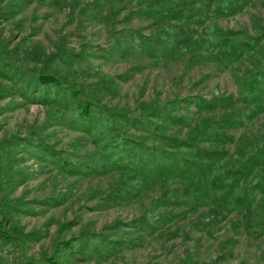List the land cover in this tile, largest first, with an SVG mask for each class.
<instances>
[{"label":"rangeland","instance_id":"1","mask_svg":"<svg viewBox=\"0 0 264 264\" xmlns=\"http://www.w3.org/2000/svg\"><path fill=\"white\" fill-rule=\"evenodd\" d=\"M200 4L203 22L192 26L200 46L196 60L191 51H171L172 40L161 32L156 50L155 37L149 38L157 35L153 20L136 13L130 0H0V213L7 214L6 232L16 226L20 236L17 242L0 240V264H264V235L247 233L244 211L205 225L208 207L189 212L186 197L180 206L149 208L162 193L160 182L139 192L142 184L120 189L127 175L115 163L123 164L127 152L115 156L111 143L115 108L142 126L158 121L168 99L231 96L232 104L215 111H198L193 104L172 108L184 122H166V134L186 137L193 126L212 125L243 142L264 137V111L241 116L233 127L215 123L235 106L264 103V70L255 71L264 41L241 55L229 54L225 46L233 39L218 36L230 30L240 42L243 34L256 37L264 24V0L225 15L214 0ZM209 26L215 31L206 34ZM132 32L143 38L135 42ZM145 42L148 56L132 54L133 44ZM52 54L58 56L44 63ZM43 65L46 74L57 66L69 70L68 85L84 90L100 112L78 117L70 99L64 105L51 97L45 103L35 99L32 81ZM253 74L256 88L247 103ZM121 130L155 144L147 131L125 123ZM226 147L231 153L235 145ZM145 212L167 215L154 219ZM66 242L71 250L63 248Z\"/></svg>","mask_w":264,"mask_h":264},{"label":"trees","instance_id":"2","mask_svg":"<svg viewBox=\"0 0 264 264\" xmlns=\"http://www.w3.org/2000/svg\"><path fill=\"white\" fill-rule=\"evenodd\" d=\"M130 1L134 5L136 13L143 14V16L153 20L158 37H156L157 35H150L152 37L149 38L155 37L153 42L156 50H160L162 47L161 36L158 34L161 32L166 35L167 40H172L171 51L176 53H182L185 50L191 51V57L198 59L194 49L200 46L198 41L194 39L192 26L200 27L203 22L199 16L203 10L200 4L201 0ZM250 1L214 0L219 15H225L227 11L241 9ZM204 31L209 34V32L215 31V28L209 26ZM131 36H133L135 42L139 40V37L143 38V34L140 33L137 35L132 32ZM218 36L223 39L232 38L233 41L225 46V50L229 54L238 52L241 55L244 50L251 51L256 47V44L260 45L264 41V24L261 27V32L256 37L243 34L244 41L242 42L239 41L240 38L236 36V33L230 30L222 31ZM227 41L225 40L224 44ZM208 43L205 42L203 45L207 47ZM132 46V54L147 56L150 54L151 49L146 45V42L144 47L137 43ZM201 49H203V46ZM54 56L58 55L52 54L44 63ZM260 56L259 60L256 59V69L259 68L255 70L256 74H260L261 68L264 70V48ZM61 61L63 64L67 62L66 58H62ZM40 68L41 73L32 81V86L37 90V93L35 90L34 94L35 99L43 100L41 103H45L51 97L50 99L54 102H60V105H64L65 100L70 99L76 107L71 110H74L78 117L90 118L93 117V114L100 112V105L95 103L84 90L68 85L71 82H69V79H71L72 74L65 67L59 69L57 66L51 74L44 73V65ZM1 69L2 65L0 64ZM57 70L58 72H56ZM256 78L257 76L254 74L249 78V87L245 94L247 103H249L247 99L254 96L251 93L256 88ZM29 82L27 81L24 87H28ZM36 85L39 86L38 89ZM53 91L55 95L59 96L58 99L52 93L48 96V93ZM232 103L231 96L215 95L211 99L195 95L182 99L174 97L164 101L161 106L163 116L158 114V117H156L157 122L153 123L148 119L142 126L138 124L139 119L128 116L126 110L115 108V134L110 138L111 143L115 140V156L121 157L123 150L127 152V156L122 159L123 164H120V162L115 163L116 170L127 175L122 182L125 184L121 185L120 189L121 187L136 188L142 184L140 189L137 190L139 192L141 188H148L160 182L163 184L162 193L159 197L150 200L149 208L180 206L184 204L181 198L186 197L189 212L201 207H208V216L204 217V221L202 220L205 225L221 221L232 211L240 210L244 211L243 223L247 233L253 238L263 236L264 137L243 142L242 140H235L234 135L220 131L212 125H207V127L193 126L192 132L186 137L166 134V122L169 121L175 125L184 122V115L174 114L172 108L178 109L179 106L193 104L195 110L198 111H215L217 108H223ZM255 104L256 108L233 107L229 113L223 114L218 122L215 121L217 127L221 128L224 125L233 127L238 122H242L241 116L247 115L249 117L264 111V103L257 102ZM168 106L171 108L169 109ZM101 107H105V105ZM148 109L154 110L155 105L150 106ZM144 113L151 114L147 111ZM123 123L136 130L151 133L155 144L147 145L143 138L136 140L132 134L122 132L121 124ZM205 138L209 139L207 140L209 141L208 144L202 141ZM122 143L124 147L120 149L119 145ZM109 144L110 141L107 140L104 146ZM227 144L235 145L231 153L226 147ZM111 147H114V144H111ZM138 192H133L131 195L134 196ZM149 213L145 212L143 215L151 217ZM166 215V213L156 214L151 218L160 219ZM7 221V214L5 216L0 213V240L7 238L11 242H17L16 239L20 236L15 228L16 226L11 227L10 231L6 232L4 225ZM69 244L70 242H66L63 248L71 250ZM72 247L74 246L72 245Z\"/></svg>","mask_w":264,"mask_h":264}]
</instances>
